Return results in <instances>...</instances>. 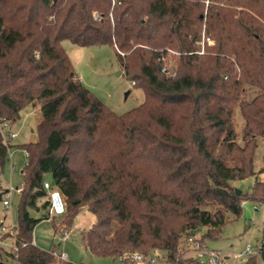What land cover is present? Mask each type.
Masks as SVG:
<instances>
[{
    "label": "trees",
    "instance_id": "obj_1",
    "mask_svg": "<svg viewBox=\"0 0 264 264\" xmlns=\"http://www.w3.org/2000/svg\"><path fill=\"white\" fill-rule=\"evenodd\" d=\"M231 1L227 11V0H0V118L13 125L25 106L41 108L37 140L20 145L29 155L17 242L28 244L18 256L0 246L8 259L0 264H77L32 243L37 224L49 219L48 200L38 205L45 180L66 198L65 225L89 202L96 221L82 240L92 254L124 263L128 253L163 250L170 264H207L187 255L181 239L207 227L200 237L208 245L227 213L242 214L243 194L232 182L256 174L257 147H235L233 108L244 84L264 90V0ZM64 39L113 46L144 101L116 115L81 81ZM258 112L247 119V137L264 133V109ZM124 143L126 160L101 148ZM11 145L0 129L2 166ZM236 152L240 162L229 163ZM74 154L83 155L89 189L72 167ZM143 162L161 182L148 178ZM248 197L264 202V184ZM41 208L42 216L32 215Z\"/></svg>",
    "mask_w": 264,
    "mask_h": 264
},
{
    "label": "rangeland",
    "instance_id": "obj_2",
    "mask_svg": "<svg viewBox=\"0 0 264 264\" xmlns=\"http://www.w3.org/2000/svg\"><path fill=\"white\" fill-rule=\"evenodd\" d=\"M225 3L227 11L231 10L234 2L227 0ZM262 5L264 7V2ZM262 5L261 3L259 4V6ZM214 42V39L211 38L209 44H214ZM62 45L69 53L75 71L81 81L116 115H124L138 107L144 101V90L134 85L127 77L113 46L105 44L81 47L69 39H64ZM120 71L122 73L118 74ZM238 71L240 72V69ZM242 90L234 104L232 115L236 131L235 147H257L254 156V170L256 174L232 182L233 186L240 189L242 191L241 194H243L242 214L239 217H235L233 214L227 213L226 224L223 226L221 232L217 233L218 236L216 238L215 235L207 236V239L208 246L211 249L223 251L225 255L230 257L228 264H247L250 256L255 258L256 264H264L262 257L258 253V249L264 241V202L258 203L248 197L253 193L258 182L264 184V172L261 171L264 168V133H253L249 134L248 137L246 136L247 119H256V114H259V109H264V97H262L264 90L254 83L244 84ZM255 102L256 104L253 106ZM249 114L250 118L248 117ZM40 119V105L29 104L22 109L20 118L14 121L12 125V130L17 132L18 136L11 139L10 143L12 145L8 159L3 166L0 165V192L9 190L7 191V196L10 198V207L6 210L3 201H0V223L4 222L6 225H18L19 205L22 197L19 188L24 185L25 178L22 170L27 160L26 150L20 145L37 140V129ZM253 126L258 127V123L254 122ZM128 146L124 143L120 147L101 148L111 149L116 156L122 151L126 160L129 156L128 150L130 147ZM217 147L223 146L218 145ZM234 154L235 157L231 154L226 157L229 163L238 164L242 154L238 152ZM100 157H104V155L100 154ZM13 164L16 165L15 168L12 167ZM72 167L79 179L83 182L82 187L89 189L93 179L87 167L84 165L82 154H74ZM141 167L143 172L152 181H162V177L157 176L155 172L153 174L151 173L150 165H146L143 162L141 163ZM43 200L39 199V206L42 205ZM91 201H94L92 196ZM66 204V212H68L69 205L67 201ZM90 207L89 202L80 207L81 210L72 226H67L63 223L66 221L64 218L67 213L57 216L55 223L59 224L60 228L57 231L55 223L53 222L54 220H52L53 218L41 220L33 231L34 242L42 249H52L58 253L62 251L68 253V261L77 264H122L119 258L95 255L85 248L82 240V232L89 229L96 221V216L90 210ZM44 211L45 209L43 208L39 211L33 210L32 215L40 217L45 213ZM64 227L67 228L62 229ZM206 229L207 227L203 228L198 234L201 235ZM13 243L14 239L7 238L3 243H0V246L9 252L12 250L10 246ZM187 245V236L184 235L181 239L180 247L182 248ZM249 245L253 248L251 255H246L238 262H235V254L243 251ZM0 253V259L3 258L8 262L6 254L3 251H0ZM150 254L156 257L157 261L155 264H170L165 251L157 250ZM56 260L59 261V259ZM9 263H12V259H9ZM126 264H131V262L127 261Z\"/></svg>",
    "mask_w": 264,
    "mask_h": 264
},
{
    "label": "built area",
    "instance_id": "obj_3",
    "mask_svg": "<svg viewBox=\"0 0 264 264\" xmlns=\"http://www.w3.org/2000/svg\"><path fill=\"white\" fill-rule=\"evenodd\" d=\"M98 14H95V18H98ZM211 41V40H209ZM0 129L4 135L5 142L9 144L12 138L18 136V133L12 130V124L9 120L0 118ZM28 158V152H26ZM28 161L26 160V163ZM14 165V164H13ZM44 188L47 191L46 199L48 200V215L49 219L54 216L63 215L67 211L66 199L59 189V187L52 184L51 181H44ZM9 191V190H8ZM4 208L8 210L10 207V198L7 196V193L3 200ZM5 235H8L6 238H3ZM66 237V236H65ZM7 238L14 239V243L10 246V249L16 256H18V250L20 247L26 246L28 242H21L20 245L17 242V225H6L4 222H1L0 226V243H3ZM188 245L185 246L187 249V255H195L196 258L202 263L207 264H228V255H225L223 251L211 249L206 243L201 241L200 234H191L187 236ZM33 244H36L33 240ZM5 244V243H4ZM253 248L249 245L243 251L235 254V262H238L240 259L246 255H251ZM260 254V248L258 249ZM54 256L60 260H68V253L66 252H57L54 250ZM124 264L127 261H130L131 264H155L157 259L154 255L148 254L145 255L140 252H132L125 255Z\"/></svg>",
    "mask_w": 264,
    "mask_h": 264
},
{
    "label": "crops",
    "instance_id": "obj_4",
    "mask_svg": "<svg viewBox=\"0 0 264 264\" xmlns=\"http://www.w3.org/2000/svg\"><path fill=\"white\" fill-rule=\"evenodd\" d=\"M12 167L13 168H15L16 167V165L14 164V165H12ZM23 171V170H22ZM22 174H23V172H22ZM48 179V178H47ZM22 188H23V185L19 188L20 189V191L22 190ZM8 190V189H7ZM7 190H6V192L5 193H7ZM5 197V194H4V196H3V198ZM44 200L46 199V197L45 198H43ZM43 200V201H44ZM122 264H124V263H122Z\"/></svg>",
    "mask_w": 264,
    "mask_h": 264
},
{
    "label": "water",
    "instance_id": "obj_5",
    "mask_svg": "<svg viewBox=\"0 0 264 264\" xmlns=\"http://www.w3.org/2000/svg\"><path fill=\"white\" fill-rule=\"evenodd\" d=\"M121 73H122L121 71H120V72H118V74H121ZM236 193H237V194H241V193H242V191H241L240 189H237V188H236ZM192 234H195V233H192Z\"/></svg>",
    "mask_w": 264,
    "mask_h": 264
}]
</instances>
